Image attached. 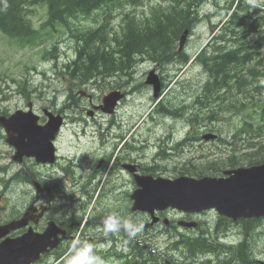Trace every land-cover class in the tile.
I'll return each mask as SVG.
<instances>
[{
    "label": "rangeland",
    "instance_id": "rangeland-1",
    "mask_svg": "<svg viewBox=\"0 0 264 264\" xmlns=\"http://www.w3.org/2000/svg\"><path fill=\"white\" fill-rule=\"evenodd\" d=\"M167 1L168 0H144L141 5L137 6H105L104 8L94 12L86 19L77 20L75 18L70 20L71 27L58 26L60 31L55 32L53 36H51L45 42H39V45L35 46L33 44H24L19 39L10 38L8 35L0 31V112L11 113L18 108H24L27 98L29 97V103H32L34 106L38 107L44 106L49 108L52 103H55V106L59 109L66 106L70 122L72 120V116L76 118H89L86 108L90 107L92 104H98L99 101L101 102V99L105 94H107L112 89L119 87L121 82L126 83L127 78L123 76V73H118L119 70L108 74H102L100 77L95 76L99 77L98 79L100 80V85H92L89 83L88 85L91 88L89 92L75 94L76 98L74 97L75 99L73 98L69 100V88H71L72 85L74 87L80 85V82L76 81L71 75H68V73L64 74L62 72L64 61H66L68 57L71 58L72 56H75L78 51V46L75 41L71 39V36L76 34L77 31H86L90 28H98L102 25L105 27V30L108 29L109 37L106 43H111L114 41L115 37L119 35V33H122V25L124 23L123 20L127 12L137 14V16H145L152 11L154 6H158L161 3L167 4ZM228 1L229 0H208L202 6V12H207L208 14L210 13L212 17L215 15L214 21H218L220 18L224 17V10L222 9L223 7L225 8L224 5L228 3ZM246 3H250L249 0H246V2L240 1V4L242 5ZM250 4L252 5V3ZM256 7L264 9V0H256V6L254 8ZM26 10L28 11V20H30L37 29H42L43 25L48 19L47 7L45 5L38 4L30 6L29 10ZM241 15L244 16V14ZM256 16L258 22L257 24L261 26L260 31L257 33V35L260 36L261 31L264 29V15L262 14L260 16ZM211 22L212 20H208L206 18L197 24V27L194 29L195 31L193 32L192 36H190L189 43L187 45L188 55L192 57L196 56L198 52L207 45L211 38L216 36V32H211L210 30ZM234 34H227V36L230 35L229 37L223 36L225 37L223 39V43L226 45V47H231L232 42H230V40L234 39ZM249 36V39L253 40L254 36ZM112 47V53L118 52L119 48L117 47L116 43H113ZM46 48H49L50 50L46 52ZM55 48L57 49L55 50ZM134 61L139 62L136 64L135 71L133 72L135 76H133V78H129V80L134 82H132V84L127 89L130 90L131 94H133V91H137V93L133 96H129L128 100L120 108L119 113L115 115L116 120H118L120 116L124 118L128 117L130 119L135 118V121L130 122V126L134 128L139 127L137 134L139 137L141 136V140L139 139V143L137 145H132L129 147L128 153L135 151L134 149H136L137 146L140 148L139 145L144 146L147 144L149 139L145 138V135H141L142 133L140 132V129L142 126L144 127L147 125L150 120H153L151 126L154 128V143H156L154 141L155 139H163L167 136L173 139V143H175V140H180V137L187 136V133L196 134L197 132L203 134L204 138L205 136L212 134L219 135L222 138L223 136H226V139H228L233 136V131L236 128H240V125L244 123L245 120L253 127H256L257 133L263 134V138H257L258 135L256 134V143H262V139H264V122L261 120L260 116H255V119H251L250 105L248 104H244V108L242 110L238 109L237 115H234V112L232 111L228 113H224L222 111L220 114L216 115V118L223 119V121H216V123L193 121L203 119L204 117V114H201L204 111L198 110L199 107L196 105V103L198 95L203 96V90L205 89L206 82L209 78V74L206 72L204 73V69L198 64L191 63V65L187 67V71L181 73L183 68L186 66L179 67L178 63H173L171 65H167L166 67L160 66V68H158L160 65L159 63H155L154 60H150L145 56L144 58L133 59L132 64ZM153 68H157L158 73H164L167 81L163 93L157 99L153 97L152 88L145 83L148 72ZM85 93L89 95L91 93L93 95V102H90L88 95ZM77 95L79 96L77 97ZM232 96L227 97L230 99V103H228L229 106L232 105V100L234 99L236 104L237 101L242 100L238 95L234 94ZM255 96L257 95L255 94ZM54 98L55 102L53 101ZM252 99L255 101V103H259L261 99L264 101V97H256ZM249 102L250 100L245 103ZM79 103L81 104V108L77 111H72L77 108ZM238 104H242V102ZM161 106L163 107V114H153L154 112H158L157 110L161 109ZM194 107L195 109L197 108V110L201 113H198V115H193L192 112ZM239 107L240 106H238V108ZM167 108L177 111L180 115H171L166 117V114L168 113ZM203 110H206V108ZM206 113L209 115L208 111ZM146 119H149V121H145ZM78 124L79 123H74L73 125L76 126ZM192 124L194 126H192ZM147 128L148 126H146V129ZM77 130H79V134H81V136H77L76 139L78 140L79 137L84 135L82 131L87 130L88 132L89 127L86 128V126L80 124L77 126ZM88 133L89 135L87 136H90L91 133ZM146 133L148 132L146 131ZM252 137L255 138V136ZM210 140L211 139H204V141L197 143L195 139L188 138L183 145L178 144V146L182 145L179 148L182 157L178 159L176 158V161H183L185 158L191 159L192 157H197L194 158L196 163L194 167L195 169L191 167L190 169L192 171L185 170L182 172L193 174L196 169L201 170V172H212L207 170V164H209V160L215 159L217 153H215L216 148L213 147L214 144L212 141L210 142ZM92 145V142L82 143L83 152L81 155L83 158L88 157L90 153H94V151L91 149ZM198 147L201 149L200 151ZM230 147H232L231 144L224 139H221L218 143V148L225 149ZM4 149V144L0 141V152H2ZM154 151L155 150L153 149H141L140 152H136V154H139L138 157L140 158V164L146 166L152 163L154 156L151 154H153ZM200 152H204L202 156L205 158H199ZM143 153H146L147 155L144 156ZM173 155L178 156L177 148ZM84 164L86 171L88 172V169L91 168L89 160H86ZM218 164L221 166L222 161ZM242 164L244 165L246 163L243 162ZM158 165L163 166L160 162H158ZM125 188L126 190H124V192L127 191L126 198L125 195L119 196L113 194L112 196L103 199V203H101L98 207L97 213L101 214L103 211H107L115 218L117 217L119 220H128L131 222V220L134 219L131 222L134 226H143L144 222L148 223V220L145 219L146 215L142 213L137 214L131 210L132 203L129 197L134 191V189H132L133 185L131 184L129 188L128 186H125ZM21 191V188L17 190L18 193H21ZM19 198V206L24 207L27 197L20 195ZM3 206L8 209L10 207V203L5 201ZM76 208H78V206ZM76 208L69 205L67 206L66 211L71 210V213H73L74 209ZM91 214V207L85 206L83 212L80 214L82 215L83 222L89 220ZM195 219L197 220V218ZM215 221L216 220L212 218L213 225L215 224ZM159 228L162 229V234L156 233L155 229L149 231V234H146L147 231H145L146 243L150 244L162 255L174 257L175 259H178V262L185 264L184 255H188V253L184 251V249L172 251V245L177 240V238L171 237L170 234L167 233L164 225L163 227L161 226ZM201 229H204L206 235L208 234L211 236L212 241H214L217 230L211 229V227L206 224H201ZM191 234L197 235L199 232H191ZM259 234H264V225L256 227L251 234L254 235L253 240L257 243H253V245L256 246L252 249L249 258L252 255L254 260H256L255 263L234 261L232 264H260V260L264 261V235L263 237H260ZM244 237L245 235L243 228L241 229L240 227L234 226L233 230L230 231L228 243H234V245H237L241 240L244 239ZM94 250L96 249L94 248ZM229 254L230 255L224 257L226 260H230L232 258L233 254ZM212 259L214 261L213 263L215 264L222 261V259H217L216 257H212ZM109 264H122V261L111 262Z\"/></svg>",
    "mask_w": 264,
    "mask_h": 264
},
{
    "label": "trees",
    "instance_id": "trees-1",
    "mask_svg": "<svg viewBox=\"0 0 264 264\" xmlns=\"http://www.w3.org/2000/svg\"><path fill=\"white\" fill-rule=\"evenodd\" d=\"M139 1L0 0V31L12 38L19 39L24 44H33L35 46L39 45V42H45L55 32L60 31L58 26L71 27L70 20L72 19L87 18L96 9L104 8L106 5H114L116 3L122 5L124 2L136 4ZM198 1L201 2L203 0ZM198 1L175 0L178 3L176 6H170L166 10L159 8L157 11L156 9L153 15L148 17L149 19L145 18L142 21H135L127 15L126 17L132 20L131 23L126 25L125 22L123 25L127 27L125 33L120 37H116L111 43H106L109 36L108 30H105L104 26L96 30L77 31L75 36L77 38L78 57L75 60L69 59L68 69L77 74L80 73L84 80H88L95 76H101L105 70L107 72L113 71L115 67L116 70H119L117 63L119 67L126 68L127 63L124 62L122 57H118V59H115L116 61L113 57H109L113 52V43L117 44L118 52L124 53L126 58L129 56L128 60H131L132 57L130 56H134L133 58L135 59L136 55H148L150 59L153 58L156 62H161V65L167 63L171 58L180 54L175 49L176 41L186 28L194 26L193 23L198 14L197 10L200 9L196 8ZM38 4H46L48 6V19L42 29L34 27L32 22L27 19V11H25L28 7ZM245 17L247 19V15L241 16L239 12L233 11L229 15L224 28L220 31V35L214 36L210 46L204 48L197 57L199 65L210 75V81L206 82L203 96L201 95L199 98L201 99L202 97L204 105L208 104L207 108L212 118L214 115L227 110L225 106L230 103V99L227 98L229 96L235 94L242 99L237 101V104L235 99L232 100L233 103L230 109L237 107V105L243 106L246 104L245 102L252 98L264 97V53L262 54L264 29L261 31L260 40L251 44V41L246 38L244 27H249L251 30L259 32L261 26L257 24L255 16H252L250 23L245 20ZM214 27L217 28V26ZM232 33L235 34L234 39L230 40L232 42L230 50V48H227L228 46H222L220 39ZM49 50V48H46V52ZM168 57L170 58L168 59ZM180 58H183L184 62L187 61V57L184 55L180 56ZM241 102L242 104H238ZM257 160L264 161V155H258ZM234 165L235 163H233ZM181 242L184 244L182 247L187 250L188 256L196 254L200 250L206 253L214 245H217L208 238L204 239L196 236L185 237ZM144 255L146 258L145 264H160L152 254L145 252Z\"/></svg>",
    "mask_w": 264,
    "mask_h": 264
},
{
    "label": "flooded vegetation",
    "instance_id": "flooded-vegetation-1",
    "mask_svg": "<svg viewBox=\"0 0 264 264\" xmlns=\"http://www.w3.org/2000/svg\"><path fill=\"white\" fill-rule=\"evenodd\" d=\"M47 120V115L43 116L41 123L43 124ZM0 131L4 133V130L1 129ZM0 141H2L1 137ZM6 144V140H4V146ZM69 145L72 151L75 152L77 146L72 141L69 142ZM56 147L58 153H56V158L53 162L45 163L38 162L35 158H25L22 163L24 175L16 182L13 181V178L7 179L11 175L9 170L3 173L5 175L3 177L8 182L6 185L0 184V187L4 188L3 197L0 194V228L10 223H14V228L7 235H5V228L0 230V247L8 240H11L15 245H19L22 242V238L26 236V246L29 249V233L42 234L52 224L53 230L51 235L47 237V243L50 245L57 241V247L49 249V252L43 256V264H49L51 259L59 257L58 259L60 260L62 257L69 255L66 251L67 246L75 239L80 243L87 242L94 245L95 248L100 249L102 254L105 255L109 253L107 249L109 247L107 246L108 242L114 245L111 250L125 247L131 251L129 235L124 231L123 227L116 233L104 234L105 216L109 214L111 216V213L103 211L98 214V207L103 203V199L114 194V190L118 191L123 186L130 185V183L135 185V173H132V176L130 175V165L135 166L138 173L156 176L163 173L159 170L155 171L151 166L144 167L142 165L128 164L135 161L131 158L128 150L120 154V156L111 158L104 146H99L98 148L102 156L101 161L96 164L92 171L83 173L81 165L77 164L76 168L72 161H67L65 156L61 155V151L65 147V142L61 137L56 141ZM168 172L167 174L171 175V171ZM87 173L88 178L85 177ZM165 176L167 175L165 174ZM84 180L86 181L85 184L83 183ZM18 187H22L21 193L16 191ZM121 194L119 193V196ZM20 195L27 197L24 207L19 206ZM4 196L7 199H4ZM82 196H85V198L83 199ZM3 201L4 203L5 201L10 203L8 209L3 206ZM67 205L75 208L78 206V208L71 213V210L66 211ZM85 206L91 207L92 214L89 220L83 222L80 214ZM164 213L161 212L159 214ZM142 228H145V225ZM245 241L246 243L243 246L244 254L250 255L255 247L253 245L255 242L252 239H246ZM237 250L239 251L240 249ZM251 257L250 261L254 263L255 260L253 257L251 259ZM240 258L243 259L241 261H247V256L245 255L240 256Z\"/></svg>",
    "mask_w": 264,
    "mask_h": 264
},
{
    "label": "water",
    "instance_id": "water-1",
    "mask_svg": "<svg viewBox=\"0 0 264 264\" xmlns=\"http://www.w3.org/2000/svg\"><path fill=\"white\" fill-rule=\"evenodd\" d=\"M187 33L188 30L182 36L181 46L186 40ZM148 83L155 85V96H158L160 85L154 72H151ZM115 98L112 96L108 101ZM37 119L32 112L26 113L21 110L10 117L0 116V126L6 128L9 133L8 141L17 146L19 156L28 152L35 154V147L53 138L50 134L54 127L60 124V120H52L46 127H41ZM37 157L42 158L40 154H37ZM228 174L229 177L225 178H179L171 182H165L162 178L153 181L151 178L142 177L144 180L138 179L142 188L137 189L131 196L134 200L133 210L153 213L155 209L162 210L172 206L194 211L214 206L220 213L234 219L264 216V164L235 169L228 171ZM37 248L29 251V261H35L39 257L42 250ZM7 262L4 261L2 264ZM20 264H25V261Z\"/></svg>",
    "mask_w": 264,
    "mask_h": 264
},
{
    "label": "bare ground",
    "instance_id": "bare-ground-1",
    "mask_svg": "<svg viewBox=\"0 0 264 264\" xmlns=\"http://www.w3.org/2000/svg\"><path fill=\"white\" fill-rule=\"evenodd\" d=\"M198 1V0H197ZM204 5V2L203 1H201V2H199L198 1V4H197V7L196 8H200L199 10H197V12H198V14H197V18H196V20H195V22L193 23L194 24V26H192V28H186L185 30H188L190 33H193L195 30L194 29H196V27H197V24L199 23V22H201L202 20H204V19H208V20H212V22H211V25H212V27H211V32H216V36L219 34L220 35V31L224 28V26H225V24L227 23V21H228V19H229V15H231L232 14V12L233 11H235V12H239V14L241 15V14H243V6L242 5H239L238 3H232L230 0L228 1V3H226L224 6H225V8L223 7V9L222 10H224V13H223V15H224V17H222V18H220L218 21H214V18H215V15L212 17V15L209 13H207V12H205V13H203L202 12V6ZM244 5V4H243ZM253 5V4H252ZM263 9V8H262ZM96 10H98V9H96ZM95 10V11H96ZM24 11V10H23ZM157 11H158V9H157ZM169 11V10H168ZM160 13V12H159ZM238 15V14H237ZM242 16V15H241ZM237 18V17H236ZM256 18H257V16H256ZM125 19H126V21H125ZM149 19V18H148ZM147 19V20H148ZM70 20V19H69ZM239 20V19H238ZM131 21L132 20H129V17H125L124 18V20H123V25L125 24V22H126V25H127V23H131ZM136 21V20H135ZM142 21V20H141ZM138 22V21H137ZM149 22V21H148ZM136 23V22H135ZM139 23V22H138ZM143 24V23H142ZM122 25V26H123ZM126 25H125V27L123 26V31H122V33H119V35L118 36H116V37H120V36H122V34L123 33H125V31H126V29H127V27H126ZM144 25V24H143ZM214 26H217V28L216 27H214ZM256 33H258V32H256ZM234 34V33H233ZM117 35V34H116ZM230 36V35H229ZM229 36H227L226 35V37H229ZM261 36V35H260ZM115 37V38H116ZM237 37V36H236ZM239 37V36H238ZM225 38V37H224ZM223 38V39H224ZM223 39H220V42L222 43V46H224V47H226V45H224V43H223ZM79 41V40H78ZM218 41V40H217ZM238 41V40H237ZM242 41V40H241ZM240 41V42H241ZM246 42V41H245ZM262 43V42H261ZM216 44V43H215ZM251 44H252V42H251ZM264 44V43H263ZM176 45V44H175ZM255 45V44H254ZM213 46V45H212ZM243 46V45H242ZM237 47H238V45H237ZM245 47V46H244ZM264 47V46H263ZM227 48H230V50H231V47H227ZM108 49V48H107ZM175 49L177 50V52H181V53H183L184 52V47L183 46H177L176 45V47H175ZM257 49V48H256ZM264 49V48H263ZM78 50V49H77ZM78 52V51H77ZM167 53V52H166ZM247 53V52H246ZM137 54V53H136ZM171 54V53H170ZM169 54V55H170ZM111 56H109V57H113V59L115 60V59H118V57H122V59L124 60V62H126L127 63V66H126V68H124V67H119V64L117 63V65H118V68H119V71L118 70H116L115 68H113V71L115 72V71H118V73H123V76H125L128 80H129V78L130 77H132L133 78V76H135L134 74H133V72L135 71V66H136V64L139 62V61H134L133 62V64H132V61H133V57L134 56H130V57H132L131 58V60H127L128 58H129V56H128V58H126L125 57V55H124V53H120V52H115L114 53V56H113V53H111L110 54ZM237 55V54H236ZM145 56V55H144ZM144 56L143 55H136V57H135V59L136 58H144ZM167 56V55H166ZM256 56V55H255ZM75 57L77 58L78 57V55H77V53H76V55H75ZM91 57V56H90ZM146 58H148V59H150L149 57H148V55H146L145 56ZM162 57V56H161ZM170 57H168V59H169ZM168 59H163V60H168ZM187 59V58H186ZM150 60H153V58L152 59H150ZM159 60H160V58H159ZM158 60V61H159ZM116 61V60H115ZM154 62L156 63V61L154 60ZM163 62H165V61H163ZM125 63V64H126ZM157 63H159V64H161V62H157ZM68 64H70V61L69 60H67L66 62H65V74H67L68 73V75H71L76 81H78V82H80V85H77L76 87H81V86H83V85H85V84H92V85H100L101 83H100V80L98 79L99 77H92L91 79H88V80H84L83 78L84 77H82L81 76V74L80 73H75V72H73L71 69H68ZM131 64V65H130ZM196 64H200L199 63V61H196ZM200 66V65H199ZM258 66V65H257ZM183 67V66H182ZM201 67V66H200ZM73 69V68H72ZM113 71H109V72H107V70H105L104 71V74H108V73H112ZM206 71V70H205ZM204 71V72H205ZM207 72V71H206ZM74 73V74H73ZM207 74H208V72H207ZM67 75V76H68ZM230 77V76H229ZM260 79V78H259ZM91 80H94V81H91ZM136 81V80H135ZM134 82V81H133ZM169 82V81H168ZM136 84V83H135ZM183 85V84H182ZM134 86V85H133ZM78 94V93H77ZM79 95H77V97H78ZM76 98V97H75ZM74 98V99H75ZM81 99V98H80ZM203 100V99H202ZM68 102H69V100H68ZM205 102V101H204ZM204 104V103H203ZM69 105V104H68ZM71 105V104H70ZM70 111V110H69ZM130 125H131V123H130ZM87 128V127H86ZM84 129V128H83ZM232 146V145H231ZM132 219V218H131ZM130 220V219H129ZM134 219H132L131 220V222L133 221ZM197 232H199V234H197L196 235V237H201V238H204V239H206V238H208V239H210L211 241H212V239H211V236H209L208 234L206 235V233L204 232V229H201V224H200V226H199V229H198V231ZM223 233L221 232V231H219V230H217L216 231V236L214 237V241L213 242H216V243H218L217 245H214L213 246V248L211 249V250H208L206 253H204V251L203 250H200V251H198V253H194V254H192L191 256H188V255H184V261H185V264H215V263H213L214 261H213V259H212V257H216L217 259H222V261L220 262V263H217V264H232L234 261H241V260H243L242 258H240V256L239 255H237V252H238V250L236 249V252H235V248L234 247H232V246H230V245H227V244H225V243H223ZM253 237H254V235H247V236H245V239H248V240H253ZM183 240V239H182ZM182 240H179V241H176L175 242V245L176 246H178V247H181L182 245H184L181 241ZM218 240V241H217ZM254 241V240H253ZM255 242V241H254ZM257 242H255V244H256ZM243 246H244V243H243ZM256 246V245H255ZM243 251H244V249H242ZM144 253H145V251H143L142 249H140L139 247H137V246H135V245H132L131 244V251H130V256H129V260H130V263L129 264H145V261H146V258H145V255H144ZM229 253H232L233 254V256H232V258L230 259V260H226L224 257L225 256H228V255H230ZM210 256L211 257V259L210 258H208V256ZM223 260H225V261H223ZM256 261V260H255ZM161 264V263H160ZM174 264H182L181 262H178V261H175L174 262Z\"/></svg>",
    "mask_w": 264,
    "mask_h": 264
},
{
    "label": "clouds",
    "instance_id": "clouds-1",
    "mask_svg": "<svg viewBox=\"0 0 264 264\" xmlns=\"http://www.w3.org/2000/svg\"><path fill=\"white\" fill-rule=\"evenodd\" d=\"M253 6H256V0H249ZM121 227L126 230H131L134 225L128 221H121L114 216H109L104 221V234L107 235L110 232H116ZM136 233L134 231H129L130 236H134ZM66 264H104L103 260L97 256L94 252L93 245L84 242H76L69 250V255Z\"/></svg>",
    "mask_w": 264,
    "mask_h": 264
}]
</instances>
